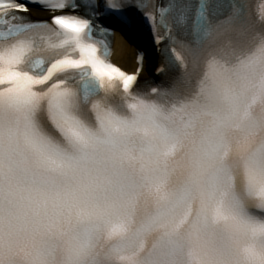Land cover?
<instances>
[{"label": "clouds", "instance_id": "9594fccd", "mask_svg": "<svg viewBox=\"0 0 264 264\" xmlns=\"http://www.w3.org/2000/svg\"><path fill=\"white\" fill-rule=\"evenodd\" d=\"M55 55L0 75V264H264V39L184 90Z\"/></svg>", "mask_w": 264, "mask_h": 264}, {"label": "snow or ice", "instance_id": "6c2138e0", "mask_svg": "<svg viewBox=\"0 0 264 264\" xmlns=\"http://www.w3.org/2000/svg\"><path fill=\"white\" fill-rule=\"evenodd\" d=\"M86 8L96 9V4H86ZM80 7L75 0H0V75L7 74L10 80L21 74L14 71L16 65L32 53L50 51L56 53L53 59L42 67V72L90 71L100 80L120 81L125 90L137 85L138 76L128 74L110 62L112 48L109 43L98 44L92 39V24L98 18L93 11L91 21L76 15ZM104 16L114 19L122 28L132 30L147 18L138 10L132 0H112L102 6ZM208 0H200L199 14L195 20L198 28L203 23H213L207 19ZM232 10L228 21L220 23L244 22L250 20L249 5L246 0H228ZM33 9H44L63 14L53 16L50 22H34ZM86 15H88L86 13ZM256 18L264 20V0H258ZM193 28L179 25L174 36L165 43V55L172 66H176V50L181 42L192 35ZM142 63L143 54H140ZM142 70V69H141Z\"/></svg>", "mask_w": 264, "mask_h": 264}, {"label": "bare ground", "instance_id": "6f19581e", "mask_svg": "<svg viewBox=\"0 0 264 264\" xmlns=\"http://www.w3.org/2000/svg\"><path fill=\"white\" fill-rule=\"evenodd\" d=\"M142 47L140 46V50L139 47L130 45L124 37L118 34V37L114 40L112 60L130 74L138 75V69L140 67L138 63V53L143 49L142 52L145 53L144 51H146L147 54L145 53L146 58L143 64V72L140 77H149L153 71H157L159 64L151 60V49H147L144 45Z\"/></svg>", "mask_w": 264, "mask_h": 264}]
</instances>
